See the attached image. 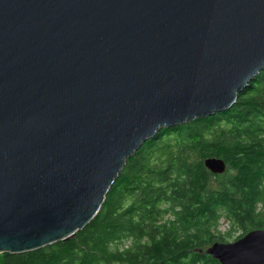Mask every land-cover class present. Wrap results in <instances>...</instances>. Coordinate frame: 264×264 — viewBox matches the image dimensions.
<instances>
[{
	"label": "water",
	"instance_id": "water-1",
	"mask_svg": "<svg viewBox=\"0 0 264 264\" xmlns=\"http://www.w3.org/2000/svg\"><path fill=\"white\" fill-rule=\"evenodd\" d=\"M262 70L264 0H0V254L73 237L144 142ZM203 252L264 264V230Z\"/></svg>",
	"mask_w": 264,
	"mask_h": 264
},
{
	"label": "trees",
	"instance_id": "trees-1",
	"mask_svg": "<svg viewBox=\"0 0 264 264\" xmlns=\"http://www.w3.org/2000/svg\"><path fill=\"white\" fill-rule=\"evenodd\" d=\"M226 164L212 174L203 164ZM264 70L227 110L162 128L128 159L98 214L68 240L0 264H219L203 251L221 217L264 230ZM200 249L202 252H198Z\"/></svg>",
	"mask_w": 264,
	"mask_h": 264
},
{
	"label": "rangeland",
	"instance_id": "rangeland-1",
	"mask_svg": "<svg viewBox=\"0 0 264 264\" xmlns=\"http://www.w3.org/2000/svg\"><path fill=\"white\" fill-rule=\"evenodd\" d=\"M256 209L260 218L264 219V202L259 203ZM212 233L215 237H218L217 242L230 243L244 236L247 230L239 229L234 226L233 223L224 216L219 220L217 228L212 229Z\"/></svg>",
	"mask_w": 264,
	"mask_h": 264
}]
</instances>
